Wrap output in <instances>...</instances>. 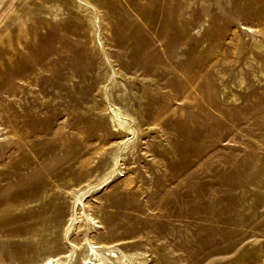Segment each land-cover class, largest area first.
Segmentation results:
<instances>
[{
  "label": "rangeland",
  "instance_id": "1",
  "mask_svg": "<svg viewBox=\"0 0 264 264\" xmlns=\"http://www.w3.org/2000/svg\"><path fill=\"white\" fill-rule=\"evenodd\" d=\"M87 240L264 264V0H0V264Z\"/></svg>",
  "mask_w": 264,
  "mask_h": 264
},
{
  "label": "bare ground",
  "instance_id": "2",
  "mask_svg": "<svg viewBox=\"0 0 264 264\" xmlns=\"http://www.w3.org/2000/svg\"><path fill=\"white\" fill-rule=\"evenodd\" d=\"M158 16V15H157ZM159 18V17H158ZM257 49L261 50L263 48L261 43H255ZM263 50V49H262ZM254 110H261V106L254 107ZM108 117L110 121L114 124L115 130L122 135L120 140L121 150L128 144L131 135L133 134V128L131 125V120L133 115L128 111L122 110L121 106L114 103L108 106ZM234 125H237L233 120ZM115 162H118V157L112 162V170L119 169L118 166H115ZM89 219L91 222H94V217L90 216ZM87 254L83 258L80 264H146L145 252H134V251H123L116 250L112 247H106L103 249L99 248L97 245L92 243L90 240H87ZM103 254V255H101ZM143 256V257H142ZM147 256V255H146ZM115 258V259H112ZM73 259V255L70 254L65 259H59L56 257H46L39 264H70ZM111 259V260H110Z\"/></svg>",
  "mask_w": 264,
  "mask_h": 264
}]
</instances>
